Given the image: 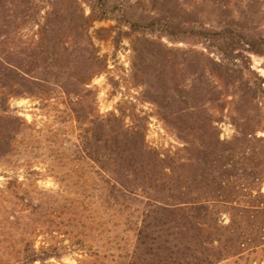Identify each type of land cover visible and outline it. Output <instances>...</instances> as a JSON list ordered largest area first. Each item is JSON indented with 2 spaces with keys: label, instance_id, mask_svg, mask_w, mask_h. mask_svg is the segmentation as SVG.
<instances>
[{
  "label": "rangeland",
  "instance_id": "1",
  "mask_svg": "<svg viewBox=\"0 0 264 264\" xmlns=\"http://www.w3.org/2000/svg\"><path fill=\"white\" fill-rule=\"evenodd\" d=\"M16 58V72L0 68V115L22 123L0 157V186L17 178L31 193L45 189L59 201L33 239L61 254L30 264H126L143 211L157 199L173 200L169 186L159 191L132 176L126 186L140 196L113 193L82 150L77 109L85 122L112 118L114 128L120 117L169 157L185 141L163 104L176 97L184 106L181 95L194 87V101L217 120L221 137L231 138L236 124L259 126L264 135V95L236 71L249 65L264 78V0H0V60ZM84 74H92L89 83L76 85ZM63 82L81 95L66 92ZM112 157L122 172L125 162ZM220 218L229 222L228 214ZM149 221L157 225L146 240L155 236L164 258L181 238L174 239L176 221L163 213ZM211 264H264V245Z\"/></svg>",
  "mask_w": 264,
  "mask_h": 264
},
{
  "label": "trees",
  "instance_id": "2",
  "mask_svg": "<svg viewBox=\"0 0 264 264\" xmlns=\"http://www.w3.org/2000/svg\"><path fill=\"white\" fill-rule=\"evenodd\" d=\"M82 49L79 47V52ZM20 65L18 58L0 60L3 71L16 72ZM159 66L162 67L161 63ZM236 71L264 95L262 76L249 65ZM20 75L26 81H36L34 75ZM45 75L39 79L48 80ZM91 77L92 74L81 75L75 83L88 84ZM60 85L68 93L81 95L77 87L70 88L74 83ZM187 90L181 95L184 106H180L176 97L163 104L171 109L176 128L185 141L175 151L176 155L169 157L147 144L141 128L125 124L120 117L114 115L119 126L114 128L112 118L96 116L85 122L83 114L76 110L78 126L83 130L82 150L98 167L102 180L113 193L131 192L140 196L126 186L131 176L143 183L151 181L159 191L167 186L171 188V202L157 199L152 204L154 207L147 205L149 208L143 211V227L138 231L126 264H211L264 245V135L258 134L259 126L236 124V133L231 138L221 137L217 120L194 101L197 89ZM164 91L160 90L163 97ZM21 126L17 118L0 115V157L11 151L12 141ZM108 128L114 132L112 136H96L97 129ZM180 151L189 153L188 157L179 158L177 152ZM113 153L126 164L122 172L111 166ZM58 202L57 197L45 189L31 193L17 178H9L0 186V264L11 258L19 264L43 262L61 254L57 246L37 247L33 239L47 225L44 219L55 213ZM152 213L173 217L176 221L171 225L176 229L174 239L179 237L176 234H181L164 258L160 256L164 249L153 247L156 237L146 240L150 235L147 229L157 225L149 221ZM222 214H228V223L221 220Z\"/></svg>",
  "mask_w": 264,
  "mask_h": 264
}]
</instances>
